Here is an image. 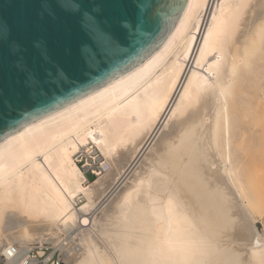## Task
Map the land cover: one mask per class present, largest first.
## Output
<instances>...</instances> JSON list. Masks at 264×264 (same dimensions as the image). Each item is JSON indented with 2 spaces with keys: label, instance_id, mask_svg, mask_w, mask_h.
Wrapping results in <instances>:
<instances>
[{
  "label": "bare ground",
  "instance_id": "6f19581e",
  "mask_svg": "<svg viewBox=\"0 0 264 264\" xmlns=\"http://www.w3.org/2000/svg\"><path fill=\"white\" fill-rule=\"evenodd\" d=\"M263 168L264 0H188L150 61L0 144V255L264 264Z\"/></svg>",
  "mask_w": 264,
  "mask_h": 264
},
{
  "label": "water",
  "instance_id": "95a60500",
  "mask_svg": "<svg viewBox=\"0 0 264 264\" xmlns=\"http://www.w3.org/2000/svg\"><path fill=\"white\" fill-rule=\"evenodd\" d=\"M188 0H0V144L151 60Z\"/></svg>",
  "mask_w": 264,
  "mask_h": 264
},
{
  "label": "rangeland",
  "instance_id": "374dc122",
  "mask_svg": "<svg viewBox=\"0 0 264 264\" xmlns=\"http://www.w3.org/2000/svg\"><path fill=\"white\" fill-rule=\"evenodd\" d=\"M76 161L78 166L85 171L87 178L90 181H93V179L95 178V175L92 173L93 169H97L98 168V164L103 162L105 165V168L107 167V164L104 162V159L100 153V151L98 149H96V152L94 150V154H87L86 152H79L76 155ZM259 181L264 182V168L263 169H259ZM264 204L262 205V208H260V210L254 215V222L255 225L257 227V230L259 231V233L264 237V209H263ZM263 209V210H262ZM63 237V235H61V238ZM51 244V245H50ZM40 244L35 243L32 244L31 247H33V253L35 254V252L38 251H42L43 247H46L47 249L45 250V254H49L50 252H52L54 249L53 244L52 243H42L41 247H39ZM62 253V252H61ZM62 264H64V262L62 261Z\"/></svg>",
  "mask_w": 264,
  "mask_h": 264
},
{
  "label": "built area",
  "instance_id": "2783aa9c",
  "mask_svg": "<svg viewBox=\"0 0 264 264\" xmlns=\"http://www.w3.org/2000/svg\"><path fill=\"white\" fill-rule=\"evenodd\" d=\"M41 247V246H40ZM0 255V264H62V253L54 248L49 254H45L46 247H43L41 254L33 253V247L17 248L5 246Z\"/></svg>",
  "mask_w": 264,
  "mask_h": 264
},
{
  "label": "snow or ice",
  "instance_id": "6c2138e0",
  "mask_svg": "<svg viewBox=\"0 0 264 264\" xmlns=\"http://www.w3.org/2000/svg\"><path fill=\"white\" fill-rule=\"evenodd\" d=\"M4 37H3V31L0 30V40H2Z\"/></svg>",
  "mask_w": 264,
  "mask_h": 264
}]
</instances>
